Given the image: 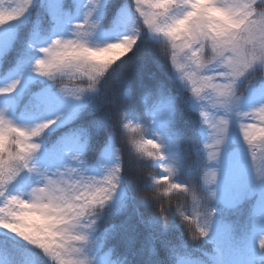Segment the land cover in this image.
<instances>
[{"label": "snow or ice", "instance_id": "6c2138e0", "mask_svg": "<svg viewBox=\"0 0 264 264\" xmlns=\"http://www.w3.org/2000/svg\"><path fill=\"white\" fill-rule=\"evenodd\" d=\"M0 264H264V0H0Z\"/></svg>", "mask_w": 264, "mask_h": 264}]
</instances>
